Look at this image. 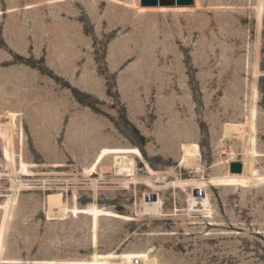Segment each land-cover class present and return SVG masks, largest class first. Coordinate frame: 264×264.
<instances>
[{
	"label": "rangeland",
	"instance_id": "rangeland-1",
	"mask_svg": "<svg viewBox=\"0 0 264 264\" xmlns=\"http://www.w3.org/2000/svg\"><path fill=\"white\" fill-rule=\"evenodd\" d=\"M136 259L264 264V0H0V264Z\"/></svg>",
	"mask_w": 264,
	"mask_h": 264
},
{
	"label": "bare ground",
	"instance_id": "bare-ground-1",
	"mask_svg": "<svg viewBox=\"0 0 264 264\" xmlns=\"http://www.w3.org/2000/svg\"><path fill=\"white\" fill-rule=\"evenodd\" d=\"M195 5V3H194ZM167 7V6H165ZM168 7H173V6H168ZM225 134L226 136L228 135L227 138L230 137V135L236 136V138L240 139V140H248L251 138V134L250 132L246 129V125L245 124H234V123H228L225 125ZM232 136V137H233ZM223 146V144H221V147ZM222 151H224L222 149ZM244 155L246 157L245 160L241 161V163L243 164V172L241 174H232L231 172L229 173V176L231 178H237V177H245L246 176V172L248 169V160L249 159V151L247 149L244 150ZM226 160L229 162V164L231 165V163H233L235 160L234 154L231 151H228L226 154ZM104 171V170H103ZM58 200H51L50 204H56Z\"/></svg>",
	"mask_w": 264,
	"mask_h": 264
},
{
	"label": "water",
	"instance_id": "water-1",
	"mask_svg": "<svg viewBox=\"0 0 264 264\" xmlns=\"http://www.w3.org/2000/svg\"><path fill=\"white\" fill-rule=\"evenodd\" d=\"M144 7H191L195 0H141ZM229 170L232 174H241L243 172V164L241 162L231 163ZM151 199L150 196L147 197Z\"/></svg>",
	"mask_w": 264,
	"mask_h": 264
},
{
	"label": "built area",
	"instance_id": "built-area-1",
	"mask_svg": "<svg viewBox=\"0 0 264 264\" xmlns=\"http://www.w3.org/2000/svg\"><path fill=\"white\" fill-rule=\"evenodd\" d=\"M135 264H140V261L136 259Z\"/></svg>",
	"mask_w": 264,
	"mask_h": 264
}]
</instances>
